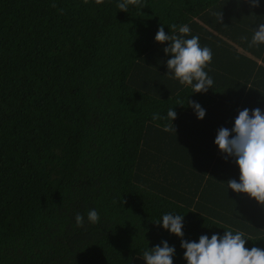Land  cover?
Masks as SVG:
<instances>
[{
	"label": "trees",
	"instance_id": "obj_1",
	"mask_svg": "<svg viewBox=\"0 0 264 264\" xmlns=\"http://www.w3.org/2000/svg\"><path fill=\"white\" fill-rule=\"evenodd\" d=\"M119 2L0 0V264H145L163 240L187 264L181 237L156 223L166 213L184 215L185 240L232 228L264 249V205L227 189L240 170L214 143L239 111L264 112V44L249 47L264 0ZM161 23L211 48L213 88L169 78ZM172 107L176 134L153 120Z\"/></svg>",
	"mask_w": 264,
	"mask_h": 264
},
{
	"label": "clouds",
	"instance_id": "obj_2",
	"mask_svg": "<svg viewBox=\"0 0 264 264\" xmlns=\"http://www.w3.org/2000/svg\"><path fill=\"white\" fill-rule=\"evenodd\" d=\"M84 3H88V0H84ZM95 3L102 4L104 0H95ZM249 3L252 7L260 6V0H249ZM130 5L141 8L145 6L142 0H120L117 8L128 12ZM213 15L217 17L219 23L223 22L222 11L214 12ZM169 27L172 32L166 34L164 24L161 23L155 35L156 42L161 44L169 42L163 48L165 54H171V58L166 61L168 70L166 74L182 85L191 86L192 93H206L214 84L213 78L205 70H211L209 68L213 58L211 48L202 47L199 36L192 35L191 38H186L191 33L188 25H181L178 29L176 25ZM242 39L246 40L247 37ZM261 44H264V23H259L255 27L249 47H258ZM187 104L193 108L198 119L205 117L206 110L198 102L187 100ZM176 118L177 113L173 107L168 109L166 117H161L158 113L153 114V120L168 121L163 125V131H174L175 134L173 121ZM214 143L218 145L221 153L225 154L223 157L225 160L229 157L235 159L240 170L239 182L236 179L228 180L227 189L231 188L237 193H247L264 205V112L260 108L252 110L244 108L239 111L233 128L230 130L221 127ZM87 220L91 224L99 222L100 215L96 209L88 211ZM183 221L184 215L166 213L156 223H162L164 229L181 237V248L185 249L184 259L187 264H264V249L246 248L247 236L243 231L228 228L222 236L214 233L211 238L208 235H201L198 242L188 241L183 239ZM75 223L77 227H83L84 215L77 213ZM175 252V246H170L166 240H163L161 244L146 249L141 258L145 264H173Z\"/></svg>",
	"mask_w": 264,
	"mask_h": 264
},
{
	"label": "rangeland",
	"instance_id": "obj_3",
	"mask_svg": "<svg viewBox=\"0 0 264 264\" xmlns=\"http://www.w3.org/2000/svg\"><path fill=\"white\" fill-rule=\"evenodd\" d=\"M155 56V58L156 59H158V60H162L163 59V57H164V55L163 54H158V53H156V55H154ZM165 65V63H164V61L163 62H160V64H159V66H164Z\"/></svg>",
	"mask_w": 264,
	"mask_h": 264
}]
</instances>
